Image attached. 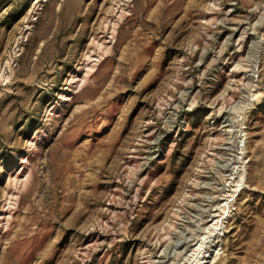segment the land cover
Returning a JSON list of instances; mask_svg holds the SVG:
<instances>
[{
	"label": "rangeland",
	"instance_id": "rangeland-1",
	"mask_svg": "<svg viewBox=\"0 0 264 264\" xmlns=\"http://www.w3.org/2000/svg\"><path fill=\"white\" fill-rule=\"evenodd\" d=\"M206 237L264 264V0H0V264Z\"/></svg>",
	"mask_w": 264,
	"mask_h": 264
},
{
	"label": "bare ground",
	"instance_id": "bare-ground-1",
	"mask_svg": "<svg viewBox=\"0 0 264 264\" xmlns=\"http://www.w3.org/2000/svg\"><path fill=\"white\" fill-rule=\"evenodd\" d=\"M208 238L209 237L204 238L203 239L204 242L201 239V241L199 242V244L197 245V247L193 250L192 255H191L193 257V264H203L205 262V260H203V262H201V260L206 258L205 257L206 255H204V253H205V251H204V245L210 242V240H207Z\"/></svg>",
	"mask_w": 264,
	"mask_h": 264
}]
</instances>
